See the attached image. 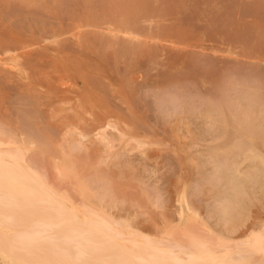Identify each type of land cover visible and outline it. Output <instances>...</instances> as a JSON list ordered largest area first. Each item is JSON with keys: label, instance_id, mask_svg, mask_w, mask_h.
<instances>
[{"label": "rangeland", "instance_id": "1", "mask_svg": "<svg viewBox=\"0 0 264 264\" xmlns=\"http://www.w3.org/2000/svg\"><path fill=\"white\" fill-rule=\"evenodd\" d=\"M97 1L99 0H0V61L1 63L8 62L12 56H21L19 64L23 72L21 75L12 73L14 71H7L5 69L6 66L4 68V65L0 64V127L2 128L0 129L4 130L3 133L7 136L2 144L4 146L22 148L23 142L28 145L32 143L34 146H39L41 150L53 149L51 153L53 155L60 154V145L64 141L63 136H65V129L68 127L65 124H69V126L71 124V127L73 126L81 131L82 135L80 139L82 142L90 145L89 152L84 150L80 153L77 152L78 154L75 153L77 155L74 156L75 158L72 155L74 160L76 159V166L79 169L78 175L80 177L77 175L78 177L76 178H82L83 182L85 180L87 184H90L88 186L89 190L90 187L92 188L91 192H88L90 202H87V204H91L99 209L98 206L101 204L99 194L105 192L101 188V185H104L103 182L99 181L100 184L97 181V178L100 176L102 179L109 180L108 183L111 186L109 185L108 188L114 187L120 191L125 189L126 193L124 192L123 194H127L126 198H123L126 202L128 200L127 204L122 200V203L125 205L123 204V206L120 202L121 205L117 206V203H119L117 202L116 206L113 205L115 207L110 211L112 214H120L127 217H131L133 214V218L131 217V219L134 222L139 219L138 221L141 224L138 221L137 223L139 225L144 223V227H141L145 230L156 231L159 229V236L164 235L166 230L172 231L174 229L172 233H175V228L177 227H179L176 229L179 233H176L181 234L184 227L178 225L177 200L184 196V192L189 185L193 187L189 189V191L192 190L189 192L192 194H189L191 196H189L190 203L198 209L200 214H203L202 218L205 220V223L208 221L211 229L216 233H220L223 229L220 215L216 213L219 217L218 215H214L215 217L213 218L211 217L213 216L211 213H215L216 207L219 210L218 205L220 202L217 205L218 201L214 198L216 188L214 189V187L208 185L212 183L211 181L214 182V185L222 181V178L218 175H215L214 180L212 172L220 164H212V161L209 160L212 156L216 157L218 164L223 157L226 161H230L231 159L229 160L228 157L232 156L231 158H234L231 162L235 161L236 156L234 155H236V151H233L231 154L228 151L237 142V138H235L237 136V129L233 121L234 119L228 111L225 125L220 123L217 126L215 122L212 126H215V128L210 129L209 125L204 124V117L201 113L207 112L206 109L210 108L211 104L198 99L209 97L217 99L219 97L220 100L223 98L226 100L225 95L227 93V97L235 96L233 91L232 93L224 92L225 89L227 91V85H229L226 83H230L231 80L242 83L252 76L257 66L264 68V0H140L143 3L142 5H146L145 7L143 6L146 11L143 14L145 18L143 19L144 22L142 20L141 22H137L138 24L133 21L131 23L128 21L122 23L120 20L112 21V18L110 20L109 17L118 14L119 8H121L123 3L125 4L126 0H124L125 2L111 0V3L107 0L109 4H105V2L103 4L101 0ZM177 2L180 6L177 5ZM169 4H173V7L177 8V12L174 15L170 13L173 7H169ZM155 18L158 19L155 20ZM106 23L112 24L113 27H120V25L126 28V25L133 28L137 26V28L141 27L142 29L145 27L146 30H143L145 33L142 34L145 37L143 41L151 40L149 41V44H151L148 46L140 40L142 43L139 47L140 51L142 50V54H122L121 49L126 44L123 45L120 39L114 40L112 43L108 40L107 36L102 33L105 28H109V25ZM150 25H153L151 26L153 31L149 29ZM79 28L81 31H78ZM77 31L81 34L78 35ZM156 31L160 33L163 31V33L158 36L157 34L159 33ZM147 32H150L151 36ZM169 41H174V50H172ZM162 44L168 45L160 47ZM142 47L146 49L144 50ZM207 47L210 50H206L208 49ZM203 54L205 55L203 56ZM230 54L233 55L230 56ZM213 56H216V58ZM221 56L223 59H221ZM217 58H220V60ZM239 67L243 68V71ZM232 69H236L237 71H232ZM134 77L136 79H133ZM236 77H239V80ZM175 81L179 84L180 93L186 92V88L193 93V95L189 96L190 99L193 100L192 97H194V103L191 100L190 102L187 97L186 100L189 104L184 100L186 103L183 102V106L180 107L184 109L187 104L189 106L193 105L194 107L192 106V108L198 106V109L195 108L194 110H201V112H196L189 107V111L188 106H186V109H188H184V112L186 111L185 113H187L184 116L186 120L181 125L177 120L175 121V115L171 119H164V115L160 114L157 110L155 102V95L161 94L162 89L172 86ZM148 86L152 87L149 88ZM216 92L220 96H216ZM197 94H201L203 98ZM206 94H212V96L205 97ZM213 94L215 95L213 96ZM65 97L68 100L60 103ZM80 97L85 100L86 104L82 102L83 100ZM88 100L90 101L86 102ZM220 100L218 99L217 103ZM166 101V103H162L159 107L162 108L164 106L166 108L168 106L170 108V104L171 107L179 106L174 102L169 103L168 98ZM226 101H229V99ZM202 103L204 104L201 105ZM76 106L79 108H75ZM200 106H203V108H200ZM164 107L162 109H165ZM177 111L179 112L180 109ZM91 112L92 116H90ZM105 112L119 116L120 120L124 121V128H127L125 124L130 128L133 127L130 129L132 135L140 133L142 139H147L148 143H151V146L147 148V156L149 157L142 156L137 151L131 154L126 153L123 150V147L126 149V145L122 143L124 140L115 144L116 149L114 153L118 154L120 152L119 154L122 155L119 158L120 161L107 159L105 153L98 154L99 143L94 138L93 132L97 121L101 122L108 115ZM22 120L26 122V125ZM216 124L219 123L217 122ZM29 126L31 129L27 128ZM189 127L190 130L188 129ZM33 132L37 134L34 136ZM222 134H224L223 139L216 142L212 141L216 137L222 138ZM217 147H220L218 151H221V155L218 154L216 156ZM34 151L32 150L30 153H34ZM35 155L38 161L42 162L44 167H47L49 175L56 180L58 172L55 160H49L50 158L47 155H40L39 153ZM222 161L224 162V159ZM128 162L130 163L128 164ZM82 166L84 167L82 168ZM225 168L223 167L221 172L225 173L227 171ZM207 174L213 176H211V180L209 178L208 182L206 181L209 177L206 176ZM223 174L221 177H223ZM224 175L226 176L223 178L219 191H222L221 189L225 187L227 177L230 174L228 172V174L225 173ZM67 177L64 176L59 181L62 183L61 186L68 189V191L71 189L72 192H70L73 193L72 183L77 185V180L72 175L71 178L70 176ZM79 182L81 184H78V186L82 185L80 189H84L86 184L83 185L82 181L78 180L77 183ZM106 182L105 184H107ZM111 182H114V185ZM117 185L119 187L123 185L122 187L125 188L120 189ZM151 186L154 187L155 191L151 189ZM79 187L78 192L81 191ZM227 189V187L226 189L224 188L223 192ZM114 190L119 192V190ZM114 190L113 193L112 189L110 190L112 195L107 192L111 196H108L100 207L104 206L107 201V204H109V201L111 202L113 197H119V194L122 196V193H115ZM156 190H159L158 195L161 194L159 197L160 201L161 199L164 200L161 203H168V207L165 205L162 209H160L161 207H154V198L157 195ZM74 191L76 193L77 190ZM72 195L76 196L75 194ZM80 199L81 197H77V200ZM119 199L121 200L122 197H119ZM119 199L117 201H120ZM168 201H170V205ZM213 201H216L214 202L216 204ZM137 204L139 205L134 209ZM111 205L109 204V206ZM165 211L167 215L160 217V213L162 212L161 214H163ZM138 212H140V215L143 213V215L139 217ZM148 219L149 221H153L150 223ZM167 223L172 227H167ZM219 224H222V227ZM150 225L152 226V230L150 229ZM146 226L147 228H145ZM154 226H158L156 227L158 229H155ZM202 228L200 230L196 229V231H201L198 232L199 234L195 232L196 235H200L203 232L207 233L208 229L203 228L204 231ZM201 236L207 237L206 235ZM174 238L177 239L176 236ZM0 264H5L1 258Z\"/></svg>", "mask_w": 264, "mask_h": 264}, {"label": "bare ground", "instance_id": "2", "mask_svg": "<svg viewBox=\"0 0 264 264\" xmlns=\"http://www.w3.org/2000/svg\"><path fill=\"white\" fill-rule=\"evenodd\" d=\"M108 1H110L111 3L113 0L112 1L108 0ZM121 1H124V0H121ZM101 2L102 3L105 2V4H109L107 0H101ZM178 2L180 3V1ZM178 2H177V5L180 6ZM142 4L143 3L142 1L140 2V0H126L125 4L123 3L121 8H119V13L112 15L109 18L110 20L112 18V21L120 20V22L122 23L125 21H128L129 23H131V21H133L134 23L141 22L143 19H145L143 14H145L144 11H146L144 8L146 5L145 4L142 5ZM173 4H169L170 5L169 7L171 6L173 7ZM176 10L177 8L173 7L170 13L174 15L177 12ZM157 19L158 18H155V20ZM106 24L109 25V28L107 29L105 28V30L102 33H104V35L107 36L108 40L112 43V41L120 39L123 45L126 44V46L125 47L123 46L122 49L120 46L122 54L127 55L130 53H133L131 55H134L138 53V55H140L142 54L141 53L142 50L140 51V47H139L140 44L142 42L143 44L146 43V45L148 46L151 44V43L149 44V41L151 40L144 39L146 40V42L143 41V38L145 37H143L142 34L145 33L143 31L145 27H143L142 24L141 26L144 29H142L141 27H140L141 29L137 28L136 25H135L136 26L135 28L128 27V25H126L127 28L121 25L120 27L116 26L117 27L116 28V27H113V25L110 23L109 24L106 23ZM151 26L153 25H150L149 29H151ZM160 29L162 28L160 27ZM78 31H81V29L79 28ZM157 33H159L157 35L160 36V34H162L163 31L161 33L160 32H157ZM79 34L81 33L78 32V35ZM147 34H150V32L149 33L147 32ZM162 39H165V38H162ZM140 40H142V42H140ZM169 42H170V46L172 50H174V47H175L173 46L174 41L173 42L169 41ZM163 45L164 44H162V46L160 47H163ZM167 45H164V47H166ZM142 49L145 50L146 48L142 47ZM206 50H210V49L208 48ZM205 54H203V56ZM232 55L233 54H230V56ZM20 57L21 56H17V55L15 57L12 56L8 62L1 63L0 61V64H3L4 68L6 66L5 69L7 71H11V72L14 71L12 73L21 75L23 74V72L19 64ZM213 57L216 58V56H213ZM217 59L220 60V58H217ZM221 59H223V57ZM242 69L243 68H241V71H243ZM263 69L264 68L262 66H257L255 68V71L252 73V76L250 78H247L245 81L243 79L244 82L242 83L233 82L234 80L233 81L231 80L230 83H226L229 85H227L228 87L226 86L227 91L225 89L224 92L232 93L233 91L235 95V96L229 95L230 97H227V94H228L227 93L225 95L226 96L225 98L226 100L229 99V101H226L224 98L220 100L219 97H217V99H215V97L214 98L209 97V96H212V94L211 95L206 94V96L204 95L205 97L208 96L209 98L198 99V100H203L204 102H209L211 104V107L206 109L207 112H205V108H204L205 113H201V115L204 117V121H205L204 124L209 125L208 127L209 128L211 127L210 129L215 128V126L212 127L215 122L219 123V124L215 123V125L217 126L220 125V123L225 125L227 111L230 113V116L233 117L234 119L233 121L235 122V125H236L235 127L237 129V136L235 137L237 138L236 139L237 142L235 143L234 147L232 146L233 148L231 147L232 149L230 148L231 150L229 149L228 151L229 154L233 153V151H236V155H234L236 156L234 159L235 161L231 162V160L234 157L231 158L232 156L230 157L229 155H228L229 156L228 158L229 160L230 159L231 160L230 161L227 160L228 162L226 161L224 157L221 159V161L224 159V162L219 161L218 164H217L218 160L216 159V157L212 156L213 158L211 157V159L209 160V161H212L211 162L212 164L215 163L216 165H219V164L221 165V167H219L220 166L219 165L217 169H213L212 171L214 175V178H213L214 180H215V175L220 176V178H222L221 180L223 181V178H225L224 176H226L224 174L225 173L228 174V172L230 174L227 177V182L224 187L225 189L226 187L228 188L227 190H225V192H223L224 188L221 189L222 191H219V189L221 188L220 185H222L223 183L222 181L219 183L217 182V185H214L213 181H211L212 183L208 184L214 187V189L216 188L214 191V195H215L214 198L216 201H218L217 205L220 202L219 204L220 206L218 205L219 210H217V207L215 206L216 211L218 212L214 210L215 213L214 214L211 213L213 215L211 216L212 218L215 217L214 215H218V214L221 217V221L223 222L222 223L223 225L222 224L221 225L223 226V229L221 228L222 231L219 230L220 233H216L213 229H211L208 221L206 222L208 224L207 225L205 223V220L202 218L203 214H200L198 209H196L190 203L191 200L189 201L190 199L189 194L191 193L189 192H191L192 190L189 191V189L193 187L189 185L186 188V191L184 192L185 193L184 196L180 197L177 200L178 216H179L178 225L180 227H184L183 228L184 230L182 232L183 234L181 232H180L181 234H177L179 233L176 230L177 228H179L177 227L175 228V231L177 233L175 231H174L175 233H172V231L174 230L172 228L173 229L172 231L166 230V233L164 235L159 236L160 230L156 228L159 226L157 223H155L156 221L154 223L157 224L158 226H154V228L158 229L159 231L153 230L154 231L153 233V231H150L149 229H147L148 230L147 231L143 228L144 223L142 225H139L141 224L138 221L139 219H137L139 224L137 223V221L134 222L131 219V217L133 216L132 213H131L132 214L131 217H127V216L120 215V214H117V215L112 214L110 211L116 206L117 202H119L117 203V206L120 204V202L121 203L123 202L122 200H124V203L127 204L128 200L126 199L127 200L126 202L125 199H123V198H126L127 196V194L126 195L123 194L125 192L124 191L125 189L121 190L122 191L121 192L119 189L112 187L111 188L112 193L114 189L119 190V192L122 193V196H120L118 191L117 192L115 190L114 191L115 193H118L119 194L118 196L120 198L122 197V199L120 200L119 197L115 196L116 198L113 197L114 199L112 198L111 202L109 201V204H112L111 206L107 204L108 203L107 201L105 205L103 204L104 206L100 207L102 205V202L105 201V199L108 196L110 197L112 195L110 191L111 189L108 188L110 185L108 183L109 180L102 179V177L100 176H99L100 180H99V177L97 178L98 180L94 179V180H97L98 182L99 181L101 183L103 182L104 184V185H101V188L105 192L99 194L100 195L99 200L101 202V204L98 206L99 209L92 206L91 204H87V202L88 203L90 202L89 200L90 197L88 196V192H91L92 188L90 187V190H89L88 186H90V184H87L85 180H84L85 182L84 183L82 178L81 179L76 178L79 176L78 175L79 169H78V166H76L77 161L76 159L74 160L75 158L74 156H77L75 155V153L78 154L82 152L83 150L86 152H89L90 145H87L88 143L84 144L82 142V140L80 139V136L82 135L81 131L73 126L71 127V124L70 126L69 124H65L68 126L66 127V129L62 128V129H65V136H63L64 141L60 145L61 147V151L59 152L60 154H56V155L51 154L53 152V149L52 150L51 149L41 150L39 146H34L32 143L28 145L23 142L22 148H17L14 146L13 147L4 146L2 142H4V139L7 136L3 133L4 130L2 131L1 130L2 128L0 127L1 128L0 129V258L2 259V261L5 264H264V71ZM235 70L236 69H232V71H235ZM238 78L237 80H239ZM244 78L246 77L244 76ZM133 79H136V78L134 77ZM140 79H142V77H140ZM173 83L174 84H172V86H167L165 87V89H162L163 90L161 92L162 96L161 94L155 95L156 96L155 102H156L157 110L160 112V114L162 113L164 115L163 116L164 119L166 120L171 119L175 115V121L177 120V122L181 125V123H184V121L186 120V118L184 117L187 115V113H185L186 111L184 112V109L188 110L186 109V106H188L187 108L191 107V109L193 110L197 108L198 106L195 108H192L193 105L192 106L187 105L189 104V102L186 100L187 97L189 98V101L191 100L192 103H194L193 102L194 97H192L193 100L190 99L189 97L191 94L193 95V93L190 92L191 90H188L185 88L186 92L180 93L181 89L178 87L179 86L178 82L175 81ZM168 93L169 94L171 93L172 96L169 95ZM197 95L203 98L201 94L200 95L197 94ZM214 95L215 94H213V96ZM216 96H220V95L217 94L216 92ZM170 97H173V98L170 99ZM167 98H168V101L170 99L169 103L174 102L179 105L178 106L180 109L179 112L177 111L179 110L178 107L176 106L171 107V104H170V108L168 106L166 108L163 106L165 109H162L163 107L162 108L159 107V105H162V103L167 102L166 101ZM218 99L220 100L219 103H217ZM67 100L68 99H66L65 97V99L63 98L60 101V103L66 102ZM184 100L187 101V104L186 106L184 105L185 107L183 109V107L181 108L180 106H183L184 104L183 102H185ZM89 101L90 100L86 102H89ZM82 102L85 103V100H83ZM203 104L204 103H202L201 105ZM75 108H79V107L76 106ZM200 108H203V106L202 107L200 106ZM181 109L183 110V112ZM197 109L194 111L201 112V110L197 111ZM189 111H190V108H189ZM25 114H26V111H25ZM105 114H108V115H106V117L101 122L97 121L96 128H94V132H93L94 138L99 143V150L97 151L98 154L105 153L107 155V159L119 160V158L122 155L119 154L120 152H118V154L114 153V150L116 149L115 144L118 142L120 143L122 140H124L122 143L126 145L125 146L126 149H124L123 147V150L126 151V153L131 154L137 151L142 156L149 157L147 156L148 154L147 148L151 146L150 145L151 143L149 144L147 139L146 140L144 138L142 139L141 138L142 135H140V133L138 135H134V134L132 135V133H130V129L133 127L130 128L128 125L125 124L127 128H124L123 126L124 121H121L119 116L113 113L105 112ZM92 115L93 114L91 112L90 116ZM100 118H101V115H100ZM24 123L26 125V122ZM74 126H76V124H74ZM229 126L231 127V125ZM27 128L31 129L30 126ZM209 128L207 129L210 130ZM216 128L219 129L218 127ZM188 129L190 130V127ZM33 131L36 132L35 130ZM36 134L37 133H35L34 136ZM224 134H222V138L216 137V138H213L214 140L212 141L216 142V141H219L220 139H223ZM149 139L151 138L149 137ZM125 141L127 144L125 143ZM219 148L217 147V154H215L216 156L218 154L221 155L220 153L221 151L220 150L218 151ZM32 150H35L34 153H30ZM36 153H39L40 155L42 154L47 155L50 158L49 160H53V159L55 160L56 169L58 172L57 173L58 178H56V180L58 182L49 175V172L47 171V167H44L43 163L38 161V158L35 155ZM72 155L74 158L72 157ZM217 158L220 159L221 157H217ZM129 163L130 162H128V164ZM226 163L228 164L230 163L231 165L227 164L226 166ZM211 166L213 167V165ZM222 166L226 167L225 170L227 169L228 172L227 171L225 173L221 172L223 168ZM83 167L84 166H82V168ZM219 169L221 170L219 171ZM218 172L221 173V175H219ZM208 174L206 175L207 177L210 175ZM222 174H223V177H221ZM71 175L75 176L77 182L79 180V181H82L83 185L86 184L85 187L83 186L84 189H80L82 185H80V187L78 186V184H81L80 182L79 183L76 182L77 185L72 183V186H73L72 189L77 190L76 193L74 190H73V193H71L72 192L71 189H70L71 191L70 192L68 191V189L61 186L62 183L59 180H61V178H63L64 176L66 177L70 176L71 178ZM211 176L207 178L208 179L206 180L207 182L209 181V178L210 180L212 179L213 176L212 177ZM72 179H74V177H72ZM216 180L218 181L217 177H216ZM73 182L75 183V181ZM105 182L107 184H105ZM128 183L130 182L128 181ZM112 185H114V182L112 183ZM77 186L79 187V190H81L80 192H78ZM122 186L123 185H121L120 187L118 186V187L120 189L125 188ZM151 189L155 191L153 186H151ZM158 191L159 190H156L157 195L159 194ZM77 192H78V195H77ZM107 192L110 193L111 195H109ZM153 193L155 194V192ZM72 194H75L77 197H81V199L77 200V197ZM132 194H133V191H132ZM157 195L154 198L155 206L154 205L153 206L156 208L161 207L160 209H162V207H164V205L167 206L168 203L167 204L161 203L164 200L161 199L160 201L159 197L161 196V194L158 195L159 199L157 198ZM117 198L120 201H117L118 200ZM216 201H213V203ZM168 202L170 205V201ZM124 203H122V205ZM139 204H137L135 208L134 207L132 208L136 209ZM166 211L163 212V214L165 213L164 215L161 214L162 213L161 212L160 217L167 215ZM138 213L137 214L139 217L143 215V213L141 215H140V212ZM135 218L137 217L135 216ZM152 221L153 220L149 221L148 219V222L151 223ZM221 221L219 220V222ZM151 225H150V229L152 230ZM166 225H168L167 227H170L168 223ZM201 227L208 229L207 233L203 232V233H200V235H196V233L201 232V231H196V229L200 230ZM145 228H147V226ZM150 232H152V234H150ZM201 235H206L207 237H203ZM175 236L177 237V239L174 238Z\"/></svg>", "mask_w": 264, "mask_h": 264}]
</instances>
